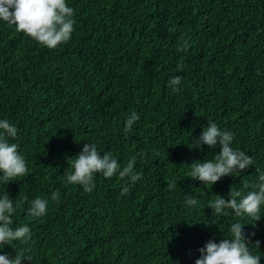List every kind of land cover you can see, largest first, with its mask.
<instances>
[{"label":"trees","instance_id":"1","mask_svg":"<svg viewBox=\"0 0 264 264\" xmlns=\"http://www.w3.org/2000/svg\"><path fill=\"white\" fill-rule=\"evenodd\" d=\"M67 3L74 31L55 50L0 21V120L18 129L9 142L28 167L0 183V195L16 206L11 227L31 230L27 243L0 245V254L23 250L30 261L22 264H195L200 248L227 238L239 221L254 233L253 254L260 241L264 264V207L254 227L248 217H214L209 207L232 187L245 195L264 173V0ZM175 76L177 91L169 87ZM133 111L140 119L125 133ZM208 122L231 131L232 147L253 160L212 186L192 180L187 166L220 152L190 148ZM84 143L110 152L121 170L135 158L140 179L96 174L87 193L68 184L67 161ZM186 195L197 204L187 206ZM37 197L48 206L34 218L27 210Z\"/></svg>","mask_w":264,"mask_h":264},{"label":"clouds","instance_id":"2","mask_svg":"<svg viewBox=\"0 0 264 264\" xmlns=\"http://www.w3.org/2000/svg\"><path fill=\"white\" fill-rule=\"evenodd\" d=\"M74 9L67 0H0V21L14 25L17 32L35 41L38 45L55 50L66 44L74 31ZM181 77L170 79L169 87L173 91L178 90ZM140 119L133 111L126 119L124 132L129 133L133 125ZM18 129L9 120H0V183L7 185L10 181L24 177L28 172L27 162L18 151L16 143L10 140L17 138ZM234 134L231 131H222L215 122H208L202 129L201 135L195 139L191 147L199 149L201 145H207L210 149L219 146L220 152L212 159L195 161L190 165L189 176L206 185H214L223 177L234 176L243 173L253 164L251 157L243 151L232 147ZM70 170L65 172L64 179L70 185H79L83 190L91 192L94 188V176L101 174L105 178H111L118 173L121 180L136 182L140 179V173L134 171L135 158L130 159L121 170L117 159L110 152L101 155L94 144L84 143L83 149L76 156L67 161ZM250 190L245 194L234 187L230 189L229 197L225 200L216 195V199L209 207L214 217L234 214L235 217H248L256 222L261 219V209L264 207V173H260L256 181L245 185ZM170 188L176 187L173 181ZM128 191L127 187L123 192ZM51 198L59 200V193L53 192ZM27 201V197H25ZM187 206L197 204V199L186 195ZM48 201L37 197L30 202L27 214L30 217L39 218L46 214ZM228 210H231L229 212ZM16 212L13 199L6 194L0 195V245H9L14 241L27 243L31 239V230L27 225L13 229L12 217ZM244 223L239 221L231 224L227 238L219 243L210 239L199 251V258L195 264H260L261 253L258 249L260 241H255L258 254H253L249 248V237L254 233L243 232ZM14 257L0 254V264H22V261H30V257L24 255V251L15 252Z\"/></svg>","mask_w":264,"mask_h":264}]
</instances>
